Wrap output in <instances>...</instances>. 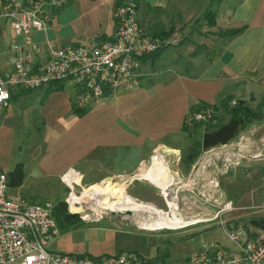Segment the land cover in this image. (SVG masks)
<instances>
[{
  "label": "crops",
  "instance_id": "0c3cea01",
  "mask_svg": "<svg viewBox=\"0 0 264 264\" xmlns=\"http://www.w3.org/2000/svg\"><path fill=\"white\" fill-rule=\"evenodd\" d=\"M167 1L148 0L141 10L136 5L137 22L151 35L168 31L162 28L163 17L166 12L173 13L172 31L176 32L178 41L141 60L137 86L143 89L130 95L126 92L133 87H128L123 81L115 95L103 98L112 100L118 94L126 97L127 105L123 109L125 119L118 122V130H77L74 129L73 118L67 125L61 123L62 114L77 116L71 111L73 88L66 89L64 81L58 83V89L51 84L29 91H12L22 94L0 107V145L7 146L3 157L12 166L16 162L22 163L20 185L9 188L13 193L30 201L39 199L40 191L33 189L32 183L26 182L27 178L33 181V186L41 185L38 180L51 178L54 181L50 185H56L62 193L65 188L80 185L82 178L94 187L102 184L98 181L122 179L135 171H139L138 176L131 180H142L141 183L155 186L148 176L154 173L153 177H157L161 163L172 180L175 176L169 173L164 156L170 154L175 158L179 153L184 132L181 126L191 107L199 103L212 107L228 96L234 100H245L247 96L264 97V70L259 72L261 65L264 68V0H239L231 8H218L217 12H213V25L207 24L197 32H189L188 26L182 25L193 14V11L187 12L186 3L176 6L175 12L171 7V11L167 8ZM114 3L115 0H68L65 5L53 10L52 20L45 31L31 33V36L39 43L48 40L59 46L86 42L94 37L110 38L114 31ZM241 25L245 28L234 36H219L216 33ZM7 30L10 37L6 38ZM12 40L19 38L14 37L7 23L0 19V51L5 50ZM164 57L166 62L161 60ZM227 81L232 82L225 84ZM239 82L259 84L261 90L257 92L260 96L249 90L242 96L241 84L236 85ZM26 98H38L37 118L32 120L28 114L25 117L27 121L16 119L25 115L18 114L16 109L15 121H11L13 117L8 110L12 111ZM87 108L77 118L85 115L90 106ZM147 114L152 117L149 121L145 120ZM213 147L220 148L219 145ZM210 151L203 150L204 154ZM155 156L158 158L152 160ZM206 158L207 154L201 169L211 165ZM196 164L191 162L186 168H193ZM1 167L0 161V171L4 172ZM148 171L152 172L147 176ZM57 201L66 202V199L63 197ZM114 201L116 203L112 202V205H130L126 200ZM130 207L133 206L128 209ZM80 218L79 225L62 226L56 223L58 234L48 245L51 251L93 257L133 251L143 258L153 259L152 247H155V253L158 250L159 246L153 239V232L156 231L144 230L125 221L117 223L111 218L91 221L82 215Z\"/></svg>",
  "mask_w": 264,
  "mask_h": 264
},
{
  "label": "rangeland",
  "instance_id": "374dc122",
  "mask_svg": "<svg viewBox=\"0 0 264 264\" xmlns=\"http://www.w3.org/2000/svg\"><path fill=\"white\" fill-rule=\"evenodd\" d=\"M238 1L168 0L167 8L169 7L170 11L172 8L176 12V6H183L186 3L187 12L191 13L193 11V14L187 17L182 25L188 26L189 32H197L202 27L207 26L204 18L205 12H217L218 8H231ZM132 2L135 4V9L138 4L137 7L141 10L148 0H132ZM163 18L164 21L162 23L164 25L162 28L165 31L168 29V31H171L164 37L176 35V32L172 31L174 28L171 23L173 13L166 12ZM182 19L185 18L182 17ZM155 30L158 31L157 29ZM7 37H10L8 30L6 31ZM168 51H170V48ZM161 60L166 62L165 57ZM262 61L264 62V58ZM263 70V65H261L259 72ZM243 79L247 80V78ZM64 82L66 89L72 87L70 81ZM228 82L231 83L232 81H227L225 84ZM240 84V90L243 92L242 96L246 95V90L252 91L254 95L258 93V96H260V93L257 92V90H261L259 84L252 82L236 83L238 86ZM139 87H133L126 93L132 95L134 91L138 92L143 89H139ZM118 90L116 89L115 92H118ZM125 98V96H120L119 94L112 100H104L106 98H102L97 104L91 105L89 111L82 117L77 118V116H71L70 113L62 114L61 123L67 125L73 118L75 120L74 129L77 130L94 132L116 131L118 130V122L125 119L123 111L127 105L125 104L127 101ZM245 103L251 108L258 106L260 119L245 120L229 142L219 145L220 148L212 147L214 149H208L211 151L205 153L207 154L206 161L210 162V164L211 162L218 164L219 167L217 168L212 164V166H202V169L200 168L205 154L203 150L199 149L198 145H195V143L200 142L204 128L210 124L225 122L228 117L222 108L217 107L214 109L213 106H209L213 111L212 116L214 115V118L212 119L211 116L206 122H197L195 125L193 122L188 125L192 131L191 136L189 135V137L186 132L182 133V143H180L179 153H176L177 156L175 158L170 154L164 156V161L167 166L169 165V173L175 176L174 179L170 180L162 163L157 177L148 176L151 175L152 171L147 172L149 177L147 179L154 183L155 186L141 183L142 180H131L132 177L138 176L137 173L139 171H135L122 179L112 178L98 181L97 183L102 184L94 187H90V185L86 184V178H82L80 185H74L68 189L65 188L62 193L56 185L53 187L50 185L54 181L51 178L38 180L41 185L36 186H33V181L27 178L26 182L32 183L31 187L41 193L38 197L39 199H33L31 202L49 203L53 215L58 216L56 210L57 199L64 197L66 199V202H64L66 210L70 214H77L78 219H82L80 215L88 221L95 218L99 220L111 218L117 223L125 221L130 225L158 229L152 230L156 231L153 232V239L154 241L156 240L159 246L156 253L155 247H152V254L153 258H156L155 260L166 264H186V259L204 241L216 240L229 251H233L234 244L224 235L219 223L229 219H238L244 225L251 227L248 223L249 218L264 216V100L261 97L252 98L247 96ZM227 105L232 106L230 102H227ZM38 108V98H26V100H21L20 104L17 107L15 106L12 111H9V109L8 112L10 117H13L11 121H15L16 109L18 114H25L16 119H25L27 121L25 117L28 114H30L32 120H34V117L37 118L35 114ZM151 118V115L147 114L145 120L149 121ZM190 146L193 148L197 146L198 152L193 160L197 164L193 168L189 167L187 169V163L183 161V158ZM6 149V145H0L1 169L4 172L12 168V164L7 161L6 157H3ZM29 157V160L32 161L30 154ZM157 158L155 156L152 160ZM30 161H28L29 164ZM174 161L175 164H173ZM175 172L176 174H174ZM9 188L8 191L13 193L14 191ZM116 199L126 200L130 205L125 206L126 204H123V206H119L122 208L126 207L124 210H112L116 205H112V202H115L114 200ZM227 202H230L231 207L223 208V205ZM129 206L133 207L128 209ZM78 208L79 210H77ZM128 210L131 212L130 214L126 213ZM150 211L156 215L149 214ZM150 216H154V220L158 221V224L149 223L145 220ZM57 220L62 226L75 221V219L64 221L61 216L57 217Z\"/></svg>",
  "mask_w": 264,
  "mask_h": 264
},
{
  "label": "built area",
  "instance_id": "2783aa9c",
  "mask_svg": "<svg viewBox=\"0 0 264 264\" xmlns=\"http://www.w3.org/2000/svg\"><path fill=\"white\" fill-rule=\"evenodd\" d=\"M67 1L0 0V19L19 38L0 51V107L8 104L10 92L17 89L32 90L70 81L72 103L87 108L114 95L123 81L128 87L137 86L142 58L178 41L175 35L159 38L146 33L137 22L132 0H121L115 7L110 38L68 46L34 40L31 33L45 31L53 10ZM229 102L235 104V100ZM212 114L211 107H202L190 112L184 124L206 122ZM8 188L6 173L0 171V264H166L133 251L96 257L51 251L48 245L58 234L51 205L31 202L10 193ZM229 206L227 202L223 208ZM219 226L234 244L233 251L216 240L204 241L186 264H264V230L248 227L238 219L220 222Z\"/></svg>",
  "mask_w": 264,
  "mask_h": 264
},
{
  "label": "trees",
  "instance_id": "16d2710c",
  "mask_svg": "<svg viewBox=\"0 0 264 264\" xmlns=\"http://www.w3.org/2000/svg\"><path fill=\"white\" fill-rule=\"evenodd\" d=\"M121 0H116L114 5L115 7L120 3ZM204 18L206 20V23L209 26L213 25L214 21V13L213 12H205ZM245 28V25H241L239 27L235 28H227L223 30H218L216 33L219 36H234L238 33H240L243 29ZM170 31H166L165 33H155L153 36H158V37H164L166 34H168ZM159 50L155 51L153 54H156ZM144 58V57H143ZM142 58V59H143ZM59 82H54L52 84H55V88L58 89L60 88ZM22 91H29V90H22ZM22 92H10L9 95V100L12 98L18 97L21 95ZM264 100V97L261 98ZM231 100V97H225L223 98L218 105H213L214 109L217 107H220L223 109V111L226 112L228 115L227 119L225 122L219 123V124H210L208 127L204 128V130L201 133V138L199 143H195V145L199 146L200 150H206L208 148H211L216 145H221L229 142L235 135L237 129L241 125L242 122L250 121V120H258L260 119V113H259V108L256 106L255 108H251L248 105H246L245 100L243 99H238L235 100V104L232 106H228L227 102ZM208 106L207 104L204 103H199L194 105L193 107L190 108L189 113L195 110H198L202 107ZM88 108H78L75 107L74 104H71V111L79 116L84 114L87 111ZM214 118V115L212 116V119ZM194 125L197 124V122L193 123ZM182 130L186 132L189 136L191 134V129L184 123H182L181 126ZM197 146H195L196 148ZM193 147H189L187 153L185 154V157L183 158V161L187 163V166L189 163L193 162L196 153L198 152V149ZM6 177H7V186L12 188L20 185L23 177V169H22V163L21 162H16L12 166L10 170L6 172ZM65 203L64 201H58L56 204V210L58 212V216H54L52 211V216L54 218L55 223H58L57 217L61 216V219L66 221L69 219H75L74 222H71L69 224L75 223L79 225V219L77 214H70L66 208H65ZM53 210V209H52ZM248 223L255 227L264 230V216H255L251 217L248 219ZM154 259V258H153ZM156 259V258H155Z\"/></svg>",
  "mask_w": 264,
  "mask_h": 264
},
{
  "label": "bare ground",
  "instance_id": "6f19581e",
  "mask_svg": "<svg viewBox=\"0 0 264 264\" xmlns=\"http://www.w3.org/2000/svg\"><path fill=\"white\" fill-rule=\"evenodd\" d=\"M161 169H162V168H161ZM153 176H154V173H153ZM160 183H161V182H160ZM112 210H124V208L117 206V207L112 208ZM149 214H154V215H156V214H155L154 212H152V211H150ZM145 220H147L149 223L158 224V221H155V220H154V216H153V217L150 216L149 218H147V219H145ZM163 221H165V220L163 219Z\"/></svg>",
  "mask_w": 264,
  "mask_h": 264
},
{
  "label": "water",
  "instance_id": "95a60500",
  "mask_svg": "<svg viewBox=\"0 0 264 264\" xmlns=\"http://www.w3.org/2000/svg\"><path fill=\"white\" fill-rule=\"evenodd\" d=\"M112 213H114V212L112 211ZM126 213H127V214H130V211L128 210V211H126Z\"/></svg>",
  "mask_w": 264,
  "mask_h": 264
}]
</instances>
